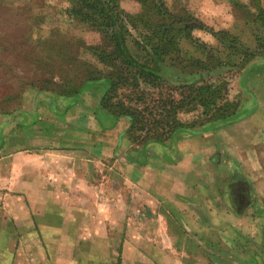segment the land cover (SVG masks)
Masks as SVG:
<instances>
[{"label": "crops", "instance_id": "crops-1", "mask_svg": "<svg viewBox=\"0 0 264 264\" xmlns=\"http://www.w3.org/2000/svg\"><path fill=\"white\" fill-rule=\"evenodd\" d=\"M27 84L0 110V264H264V82L168 149L121 135L100 86Z\"/></svg>", "mask_w": 264, "mask_h": 264}, {"label": "trees", "instance_id": "trees-1", "mask_svg": "<svg viewBox=\"0 0 264 264\" xmlns=\"http://www.w3.org/2000/svg\"><path fill=\"white\" fill-rule=\"evenodd\" d=\"M65 1L71 19L101 36V43L87 50L104 70L72 57L73 45L67 38L52 45L45 41L43 46L51 52L46 50L43 58L53 66L57 61L69 65L73 74L57 76L59 82H43V90L77 99L85 87L100 86L97 109L109 116L114 126L121 125V135L131 144L143 148L150 144L172 148L181 135L201 133L241 116L239 104L229 98L228 83L208 81L213 72L227 64L209 54L205 60L184 56L179 48L182 39L194 41L195 29L205 31L220 43L234 44L235 39L228 32L207 28L186 9L175 13L163 0H149L147 5L145 0H134L141 6V12L136 14L124 12L120 7L122 0ZM233 7L246 12V24L256 25L262 34L255 39V51L246 52L237 68L251 62L248 67L264 65V7L260 0H249L248 6L233 2ZM139 29V41L134 43L143 51V61L136 60L127 47L129 32ZM4 42V50L12 52V42ZM35 60L34 57L31 63L38 66ZM47 62L43 69L49 74L52 70L46 69ZM29 87L33 89V84ZM181 115L190 118L182 120Z\"/></svg>", "mask_w": 264, "mask_h": 264}, {"label": "rangeland", "instance_id": "rangeland-1", "mask_svg": "<svg viewBox=\"0 0 264 264\" xmlns=\"http://www.w3.org/2000/svg\"><path fill=\"white\" fill-rule=\"evenodd\" d=\"M146 5L149 0H145ZM166 6L178 12L179 9H186L192 16L201 22L207 28L215 32L227 27L229 34L234 37V44L224 41L218 42L203 30L195 29L192 32L193 40L182 39L179 42V48L184 56H190L205 60L207 55L219 59L227 64L210 75L209 82L217 83L225 81L229 85V98L239 104L243 91L239 86L246 82H264V65L252 64L244 65L241 59L247 55L246 52L255 51V39L262 36L261 31L256 25L246 24V12L233 7V2L249 5V0H163ZM0 1V110H14L18 105V96L23 90L26 82L43 86V82H59L57 76H70L72 69L67 64L56 62V66L47 62L43 57L48 50L43 46L59 43V39H69L72 43L71 55L78 57L96 68L102 69L92 53L87 50L88 47L96 46L101 43V36L90 30L87 26L80 24L67 15L68 3L65 0H3ZM231 2V3H230ZM264 7V0H260ZM121 9L128 14L141 12V6L134 0H122ZM249 19V18H248ZM196 27L197 24H191ZM139 30H131L127 39V47L131 55L138 61L144 60L143 51L138 48L134 41H139ZM204 36L207 38L203 39ZM4 40L12 42V52L5 51L7 43ZM68 41V40H67ZM84 47L82 48L77 44ZM37 46V47H36ZM32 48L34 49L32 52ZM49 51V50H48ZM51 52V51H49ZM56 52V49L53 51ZM52 52V53H53ZM35 57V63H31ZM208 57V58H209ZM47 62L52 70L48 74L44 72L43 63ZM254 63V62H253ZM258 63V62H257ZM71 72H66L69 70ZM248 71H245V70ZM66 72V73H65ZM14 99L12 103H4L7 99ZM182 120H187L190 115H181Z\"/></svg>", "mask_w": 264, "mask_h": 264}]
</instances>
